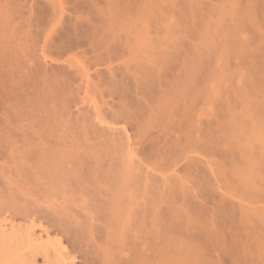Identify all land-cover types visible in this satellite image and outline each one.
Returning <instances> with one entry per match:
<instances>
[{
  "label": "bare ground",
  "instance_id": "obj_1",
  "mask_svg": "<svg viewBox=\"0 0 264 264\" xmlns=\"http://www.w3.org/2000/svg\"><path fill=\"white\" fill-rule=\"evenodd\" d=\"M83 1L86 3L84 8H82L83 4H80L78 8L81 9L78 10L77 7V11L75 8L73 9L74 13L75 11L78 13L79 21L59 32L56 42L60 44L58 52L60 50H62L61 52H71L87 48L86 52L83 51V54L85 53L86 55L83 58L84 62H82L83 65H88L85 68L83 67L85 74H87V80L91 79V74H88L89 71L94 70L96 67H106L104 71L105 77L100 80L104 88V91L102 90L103 98H110L113 103L115 101L117 103H105L109 106L111 105L110 109L112 111H108V109L109 113L103 112L106 113L103 114V116L105 115L104 118H107L106 120L103 118V122L106 121L108 122H105L107 125L111 124L113 126L123 121L128 126L127 128L133 132L134 140L138 139L141 141L143 146V148H141L142 146L140 147L142 149H140L141 154L148 152L149 155H152L151 159L153 157L152 161L163 156L160 149L164 150L166 146L168 147L167 152L172 156L174 154V156L180 153L183 154L187 149H191L193 153L196 152L200 144H198L199 140L196 138L199 132L194 120V108L198 102L196 81L198 71H200L198 63V57L200 56L198 55L197 57L195 51L192 53L193 55H189L186 58H182L179 54L178 51L181 48V39H179L181 35L180 25L167 26L165 24L166 19L172 16L171 13L173 11L170 12V7H168L171 3L167 2L170 4L168 5L166 0H100L102 3L98 4L95 1L98 5H93L95 4L93 1ZM22 2V0H0V210H6L16 216L32 218L31 223L34 226H36L35 222L37 221L46 222L45 224L52 226L60 235L68 237L73 250L78 253L83 251V245L86 242V234L83 231L77 230L78 227H75V225L72 226V223L67 218L57 219L56 216L44 210L39 203L28 202L22 206V202H18L20 200L17 199L13 192L12 182L7 183L8 181L6 179L3 181V179L8 176H11L12 179L13 176L16 185L27 187L36 194L41 193L40 195L42 196L43 194L46 200L59 195L72 196L76 194L85 199V201L92 203L93 209L95 208L101 215L97 214L99 217L95 216L96 218L92 219H95V221L96 219H101L97 222H102L103 220L104 224L102 223V226L104 227L105 225V228H103L105 231L103 230L99 235L107 251L104 252L103 259L99 264H115L116 260L118 261V256H116L114 250L117 248L121 249L124 246L123 244L127 242V236L130 235L126 234L125 238L124 233L129 226L128 223L131 224L132 218L134 223L129 227L132 230L134 228L135 234H133V238H138V240H141V244L145 243L144 245L148 243L146 241L148 237L146 236L148 235L150 238L152 235V232H149L152 216L157 220L159 219L160 225L158 223L157 225L160 228L162 226V229L164 228V207H166L164 206V189L157 186L155 179L152 181L151 177L153 175L150 177L151 181L147 180L149 177L147 179L143 178L141 176L143 174L142 169H136L134 164L131 165L132 161L130 162L128 156H124V154L121 157V150L122 148L124 149L122 147L123 141L121 143L115 141L116 139L105 140V142H108L107 144L105 143V146L103 145L105 150H103V157L100 162L101 166L104 159L111 162L112 166L108 170L102 169L99 164H91L84 167V160H81L80 154L74 150L77 147H73L77 143L74 144V139L72 140L74 142L73 145L71 144L72 141L67 143L66 141L71 139L67 135L66 137H64L65 135L63 136L68 139H63L65 143L60 147L62 151H53L52 144L58 133L57 131L60 129L58 127L63 123L60 122L61 119H58V108L59 105L62 106V103L64 104L65 101H68L67 97L74 75L59 71V69L54 70V66L51 72H47L46 69V72L41 70L43 67L41 68L39 65V53L37 50L39 45L38 37L41 36L39 35L41 32L39 33L38 31L40 28L38 17L41 16L36 13V17L31 14L32 17H29L31 11L27 12L25 9L26 5L24 7ZM184 2V4L187 3L186 1ZM76 3H79V1ZM79 15L82 16L81 18L85 16L92 17L88 22L85 20L87 17L81 19ZM25 16L28 20H24ZM43 17L41 18L42 20ZM57 19H59V16ZM57 19H55L56 22ZM207 23L206 25L209 27L211 23ZM207 27L204 26V30L208 29ZM153 32L161 37L157 40L153 39ZM209 32L211 33V30ZM203 33L206 36L208 34L207 31ZM41 38L43 40V37ZM170 44L176 50V54L168 51ZM127 57L129 59L126 60ZM177 62H183L184 69H180ZM95 71L97 73V69ZM93 76L95 77V75ZM97 86L99 88L101 85ZM136 96L140 98L137 99ZM231 98L233 99V97ZM206 101L210 106H214L213 94L209 93L206 95ZM65 103L69 104V102ZM64 105L62 106L63 108ZM239 107L241 108L238 109L239 111L235 109V106L231 107L228 105L225 107L226 111L221 115L218 131L221 135V140L223 139V142L230 149L241 154L240 163L233 168L232 172L239 178L240 186L243 189L254 191L256 197L262 198L264 194L260 186L263 185H261L262 182L260 181H262L261 176L263 175L261 170H264L263 89L261 87H253L252 90L244 94ZM68 110L69 107L67 113H69ZM99 115L100 117L102 116L101 114ZM240 116L250 118L249 127L240 124ZM100 124L103 126V123ZM114 128H108V130L116 131L119 135L127 129L124 128L123 130V128H120L122 129L121 131ZM207 130L206 134L213 137L215 134L214 130L212 128ZM116 132L112 133L115 134ZM89 134L91 135V133ZM127 134L129 135L128 132ZM82 138L84 139L85 136ZM82 138H80V143L84 142V140H81ZM38 139L43 141H41L42 144L46 140L47 146L52 149H40L38 144L40 141ZM125 142L127 143L126 140ZM130 142L125 144L126 146H131L130 149L128 148L129 151L133 147L131 143L134 144ZM141 144L138 143L139 146ZM137 152L139 153L140 151L137 150ZM166 155L164 154V157H168ZM172 163L174 164V162ZM69 166L76 168L75 177L72 176ZM175 166L178 168L177 165ZM140 171L142 173L139 174ZM173 185H175V180ZM41 196L40 199H42ZM155 200L158 203H155ZM156 208L157 210L159 209V212L156 211ZM154 211H156L155 215L157 218L152 215ZM133 215L136 217H133ZM254 215V212H248L246 218L254 220L255 217L257 219L256 224L258 226L256 227H259V229L255 231L257 234L254 235L259 237V242L255 246V251L257 250L258 254L262 256L264 254V217H261V214ZM14 228L18 230V226ZM131 229L128 228V230ZM129 239L131 240V238ZM135 243L127 244H129L128 247L130 245L135 247ZM165 243L167 244L162 239L161 244H153L154 248L152 247L153 245L151 246L154 249L151 251L153 255H145L143 254L145 253L144 251H141L143 253L135 252L130 262L125 263L164 264L166 254L168 255ZM140 247L139 250H141ZM123 248L125 249V247ZM130 248L128 249L130 250ZM131 249L134 250L133 248ZM130 252L132 251L130 250ZM65 256H68V254ZM121 259L125 261L126 258L124 260L123 258ZM121 259L118 262L125 264ZM66 262H68V259L63 257L61 263L68 264Z\"/></svg>",
  "mask_w": 264,
  "mask_h": 264
},
{
  "label": "rangeland",
  "instance_id": "obj_2",
  "mask_svg": "<svg viewBox=\"0 0 264 264\" xmlns=\"http://www.w3.org/2000/svg\"><path fill=\"white\" fill-rule=\"evenodd\" d=\"M22 1L24 2H22L24 7L26 5V11H31L29 17L34 16L36 13L38 16H41H37L41 23H39L40 28L38 30L39 33L41 32V34H39L41 36L38 35L39 45L37 49L39 53V65L41 68H44L41 70L43 72H51L53 69H59V71L67 72L72 74V76L74 75L67 97L68 101H65L69 102V104L64 102V104H66L64 105L62 103L64 108L61 105H59V108L62 109L58 108V119H61L60 122L63 123L61 126L59 125L58 128L60 129L57 131L58 133L56 132L57 134L53 143L55 145L52 144L53 147L50 145L53 151L59 152L61 150L60 147H62L63 143H65L64 141L68 139L64 138L67 135L69 139L71 138L69 141H66L67 143L74 139L75 143L72 141V145L73 143H77L78 145L80 144L79 146H82L79 147L76 144L73 147H77L74 148V150L80 154L81 160H84V167L91 164H99L101 166L100 159L103 157V150H105L103 147L108 142H105V140L108 139L111 141L116 139L115 141L121 143L123 141L122 147H124V149L122 148L121 150V157L124 154V156H128L130 162L132 161L131 165L134 164L136 169H142L141 171H143V174H141V176L143 178L145 177L147 179V177H149L147 180L151 181L150 177L153 175L151 177L152 181L155 179L157 183L155 181L154 183L164 189V206H166L164 207V228L162 229V226L160 228V220L152 216L149 225V232H152V237L150 236L149 238L148 235L146 236L152 240L147 238L146 241H148V243L144 245L145 243L141 244V240H138V238H133V234H135L134 228L132 230L131 227H129L134 223L131 217V224L128 223V228L131 230L127 228L124 233L125 238L126 234L130 235L127 236V242L125 241L126 243L123 244L124 246H122L121 249L117 248V250L115 248L116 250H114V253L118 256V261L121 258H123V260L126 258L127 260L125 259V261H122L121 259V261L123 263L130 262L135 252L144 251L145 253H141L153 255V253H151V251L154 250L152 247L154 248V245L161 244L162 239H164V242H167V244H165L167 245L166 249L168 251L164 264H264V254L260 256L257 250L255 251V246L259 242V237L254 235L257 234L255 231L259 229V227H256L258 226V224H256L257 219L255 217L254 220L246 218L248 212H254L255 215L261 214L260 216L264 217V197L258 198L254 191L243 189L240 186L239 178L232 172L233 168L239 165L241 154L230 149V147L223 142V139L221 140V135L218 131L221 115L226 111L225 107L228 105L231 107L235 106V109L239 111L238 109H241L239 106H241L245 93L252 90L253 87H261L264 91V0H166V3H171V5L169 3L167 4L170 5L168 6L170 7V12H173L171 13L172 16L166 19L165 24L167 26L174 24L180 25L181 35L179 39H181V48H179V54L182 58H186L189 55H193L192 53L195 51L197 57L198 55L200 56L198 57L200 71H198L199 73L196 81L198 102L194 108V120L196 121L197 130L199 132L197 133L198 135L196 134V138L199 140L198 144H200V147L194 153L191 149H187L184 151L185 153H180L181 155L177 154V156H174V154L172 156L167 152L168 147L166 146L164 147L166 149H160L163 156H160V159L157 158L154 161H152L153 157L151 159L152 155H149L148 152L143 155L141 154V148H143L141 141L138 139L134 140L133 132H131V129L127 128L128 126L124 124L122 120V123L119 122L117 125L113 126L111 124L107 125L106 123L108 122L106 121V123L103 122L107 119L104 118L105 115L103 116V114L106 113L103 112L112 111L110 109L111 105L109 106L105 103H117L116 101L113 103L110 98H103L102 92L104 88L100 80L105 77L104 71L106 67H96L94 70L89 71L88 74H91V79L87 80L88 78L84 68L88 65L82 64V62H84L83 58L86 55L85 53L83 54V51L86 52L87 48H81L71 52H61L62 50L58 52L60 49V47L58 48L60 44L56 42L59 36L58 33L64 30L65 27L79 21L76 11L80 4H83V7L81 6L82 8H84V4L86 6V3H84L85 1ZM78 1L79 3H76ZM90 1L95 3L93 5L102 3L100 0ZM95 1H97L98 4ZM184 1L187 3L184 4ZM74 8L76 10L75 13L73 10ZM79 9L81 8H78V10ZM42 12L45 15L44 17ZM57 15L59 19H57ZM26 16L28 17V15ZM26 16L24 20H28ZM42 17L43 20L41 19ZM81 17L82 16L79 18ZM91 17L92 16H85L83 18H86L85 20L89 22ZM55 19H57V22ZM63 20L68 22L66 23ZM207 22L212 24V27L211 24L209 26L211 27L210 29L207 27L208 25H206ZM204 26L211 30V33H208V29L204 30ZM47 30L50 31L48 32ZM203 30L207 31V36L204 35L205 33H203ZM204 36L206 38L208 37L206 40H209L208 42L205 41L206 38ZM41 37H43V40ZM160 37L161 36H158L155 32L152 33L153 39L157 40ZM45 43L48 45L46 44L45 46ZM168 51L176 54V50H174L171 44L169 45ZM127 59H129V57H127L126 60ZM178 63L179 62H177V65ZM178 67L184 69V63L180 62ZM95 69H97V73ZM93 75H95V77ZM92 78L94 79L92 80ZM97 85L101 86L98 88ZM209 93L213 94L214 106H210L206 101V95ZM231 97H233V99ZM136 98L138 99L140 97L136 96ZM140 101L143 102L141 99ZM95 104L98 106L96 107ZM68 107L69 113H67ZM99 114L102 116L100 117ZM103 118L104 120H102ZM240 118L241 125L245 127L250 126L251 120L249 117L240 116ZM67 123L69 127H67ZM100 123H103V126ZM107 127L111 129L115 127L114 129H119L121 131L122 129L120 128L124 127L127 129L123 131L125 134L121 133L119 135L116 131H112L111 129H109V131ZM66 128L68 129L65 130ZM210 128L215 132V136L213 135L214 138L206 134V132H208L207 129ZM111 131L116 133L114 134ZM89 133H91L92 136ZM81 135H84L85 138L83 139L82 137L84 136ZM79 137L82 138L81 140H84L85 143H80ZM128 137L129 139H127ZM99 138L102 140L99 141ZM63 139L65 140L63 141ZM41 141L40 143L37 142L40 145V149L47 150L49 148L47 146L48 143L44 140L42 144L43 141ZM129 141L134 143L132 144L130 142L133 146L131 148L133 151L128 150L131 146L125 145L128 144ZM138 143L141 145L139 146ZM52 148L49 149L51 150ZM137 150L140 152L138 153ZM164 154H167L166 156L168 157H164ZM134 155L138 156L136 157ZM139 159L141 162L138 161ZM150 162L152 166L150 164L149 167ZM172 162H174V164ZM111 164V162L104 159L101 168L108 170V168L112 166ZM175 165H177L178 168ZM69 167L71 168L72 176L75 177L76 168L74 166ZM141 171L139 174L142 173ZM261 171L263 175L261 176L262 181L260 182H262L261 185L263 186H260V184L259 186L264 194V170L262 169ZM5 179L8 181L7 183L12 182L11 186L13 192L15 196H17V199L20 200L18 202H22V206L28 202L39 203L44 210L56 216L57 219L67 218L68 221L72 223V226L75 225V227H78L77 230H81L86 234V242L83 245V251L77 253L73 250V246L68 241V237L60 235L52 226L45 224L46 222L37 221L38 223L35 222L36 226H34V224L31 223L32 218H24V216H16L6 210H0V264H62L61 260L63 257L68 259V262H66L68 264H99V262L102 261L103 254L107 251V248L103 245L104 242L99 234L104 230L103 228H105V225L104 227L102 226V223L104 224L103 220L102 222H97L101 219H96V221L92 219L101 215L99 211L97 212L95 208L93 209L90 201H85V199H82L75 193V195H72V193V196L59 195L54 198L47 197L49 199L46 200L43 194L41 196V193L36 194L27 187L16 185L13 176L12 179L11 176H8L4 178L3 181H5ZM174 180L175 185H173ZM40 196L42 199H40ZM43 197H45V200ZM155 203L158 202L155 200ZM156 211L159 212V209L157 210L156 208ZM156 211H154L152 215H155ZM134 216L135 215H133V217ZM157 223L159 225H157ZM17 226L18 230L14 228ZM129 238H131V240ZM59 242L61 243L59 244ZM131 242H136V248L134 245H132V247L130 245L131 248L134 250L136 249L135 251L128 247ZM138 243L142 245V247H140ZM123 247H125V249ZM139 247L141 250H139ZM128 248H130L132 252H130ZM241 253L242 255H240ZM66 254L70 256H65ZM253 255L254 257H252ZM118 261L116 260L117 263L115 262V264H119L120 262Z\"/></svg>",
  "mask_w": 264,
  "mask_h": 264
}]
</instances>
